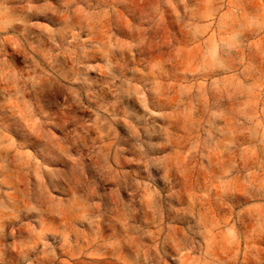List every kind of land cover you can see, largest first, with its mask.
Masks as SVG:
<instances>
[{"label":"rangeland","instance_id":"obj_1","mask_svg":"<svg viewBox=\"0 0 264 264\" xmlns=\"http://www.w3.org/2000/svg\"><path fill=\"white\" fill-rule=\"evenodd\" d=\"M0 264H264V0H0Z\"/></svg>","mask_w":264,"mask_h":264},{"label":"clouds","instance_id":"obj_2","mask_svg":"<svg viewBox=\"0 0 264 264\" xmlns=\"http://www.w3.org/2000/svg\"><path fill=\"white\" fill-rule=\"evenodd\" d=\"M9 86L10 87H15V85L14 84H11V82H9ZM5 91H7V88L5 89Z\"/></svg>","mask_w":264,"mask_h":264}]
</instances>
